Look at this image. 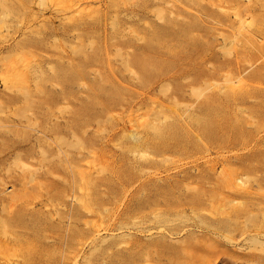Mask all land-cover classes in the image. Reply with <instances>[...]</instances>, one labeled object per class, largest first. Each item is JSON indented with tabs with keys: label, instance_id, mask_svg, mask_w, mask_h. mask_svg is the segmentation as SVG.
Instances as JSON below:
<instances>
[{
	"label": "rangeland",
	"instance_id": "rangeland-1",
	"mask_svg": "<svg viewBox=\"0 0 264 264\" xmlns=\"http://www.w3.org/2000/svg\"><path fill=\"white\" fill-rule=\"evenodd\" d=\"M235 2L0 1V73L27 80L0 78V219L22 241L0 262L264 264V48L228 17L264 39V1ZM232 73L240 92L206 87ZM92 224L97 248L71 231Z\"/></svg>",
	"mask_w": 264,
	"mask_h": 264
},
{
	"label": "bare ground",
	"instance_id": "bare-ground-1",
	"mask_svg": "<svg viewBox=\"0 0 264 264\" xmlns=\"http://www.w3.org/2000/svg\"><path fill=\"white\" fill-rule=\"evenodd\" d=\"M1 1V0H0ZM46 1H50V2H53L54 3H58V1H61V0H42V2H46ZM81 1V0H80ZM85 1V0H84ZM250 0H248L249 2ZM264 1V0H263ZM71 2V0H70ZM75 3V2H74ZM83 3V2H82ZM236 3V4H235ZM234 4L236 6H238V0H236ZM2 4V3H1ZM224 4V3H223ZM245 4H247V1L245 2ZM244 4V5H245ZM59 5V4H58ZM72 5V4H71ZM55 6V5H54ZM57 6V5H56ZM62 6V5H61ZM230 6V5H229ZM2 7V5H1ZM12 7V6H11ZM244 7V6H243ZM75 8V7H74ZM230 8V7H229ZM246 8V7H245ZM244 8V9H245ZM13 9V8H12ZM227 9V8H226ZM236 10H234L233 14L231 15H228V17L230 18V22L235 25L237 28V34L238 35H241V38L244 39V42L245 44H249V45H253L254 47H257L258 49H261V48H264V39L261 35H259L258 33H256V28H255V18L253 15H247L249 11L248 8H246V11H243L242 13H240L239 11H237V8H234ZM248 9V11H247ZM231 10V9H230ZM246 14V15H245ZM209 18V17H208ZM257 24H259V22H257ZM257 27V26H256ZM255 28V29H254ZM232 36V35H230ZM234 37V35H233ZM232 37V38H233ZM219 38V37H218ZM221 38V37H220ZM231 39V38H230ZM234 41L235 43V39L232 40ZM239 41V40H237ZM230 42V41H229ZM219 47V46H218ZM217 47V48H218ZM219 49V48H218ZM250 49L252 50V47H250ZM226 51V50H225ZM231 52V51H230ZM255 52V51H254ZM229 53V52H227ZM230 55V53H229ZM263 55V54H262ZM19 57V56H18ZM250 57V56H249ZM263 57V56H262ZM11 58V57H10ZM15 58V57H14ZM13 58V59H14ZM6 59V58H5ZM249 59V58H248ZM17 60V59H16ZM252 60V59H251ZM26 61V60H25ZM26 63V62H25ZM250 63V62H249ZM264 64H260L256 67V71H259L262 67H263ZM8 69H6L5 72L3 73H0V78H2L3 80V83L5 85H10V86H13L17 89H20V90H25V86H24V83L26 79V72L24 74V72L22 70H20L19 68V63L17 64V61L15 60H11L10 61V64H8ZM264 70V68H263ZM229 73V72H228ZM241 73V72H240ZM240 73L238 74H230V75H234V77L232 76H225L224 77V81L223 83H220L219 80H213V81H207L205 80V84H206V87H211V88H215V89H218V91L216 92H220V93H226L225 89H229L230 91L232 92H240L241 89L243 88L242 87V81L245 80V79H242ZM247 81V80H246ZM192 87V86H190ZM223 88V90H221ZM208 90V89H207ZM25 93V92H24ZM204 95V93H202ZM29 95V94H28ZM200 95V93H199ZM234 95V94H233ZM175 102V101H174ZM225 102V101H224ZM26 103V102H25ZM234 106V105H233ZM24 108V107H22ZM29 108V107H28ZM26 110V109H25ZM14 112V111H13ZM20 114V113H19ZM195 114V113H194ZM20 122V121H19ZM18 122V123H19ZM52 122V121H51ZM21 123V122H20ZM17 125V124H16ZM19 125V124H18ZM42 137V136H41ZM145 137V136H144ZM199 138V137H198ZM32 141V140H31ZM80 143H82V140L80 141ZM75 144V143H74ZM73 144V146H74ZM70 145V144H69ZM79 145V144H78ZM81 145V144H80ZM77 146V145H75ZM135 148V147H134ZM133 149V148H132ZM136 149V148H135ZM17 160V159H16ZM82 169V168H81ZM31 170V169H30ZM37 170V169H36ZM26 173V172H25ZM77 178H78V187L80 189H85V188H89V185L91 184V179L83 172V170H79L78 173H77ZM28 179V178H27ZM237 179V178H236ZM32 181V180H31ZM227 184V183H226ZM240 184V182H239ZM242 184V183H241ZM36 187V186H35ZM18 191V190H17ZM13 192V191H12ZM20 193V192H19ZM90 193V191L88 192ZM87 193V194H88ZM13 195V194H12ZM14 195H16V199L15 200H18L20 199V194L17 193H14ZM86 195V194H85ZM32 196V195H31ZM34 196V195H33ZM36 196L38 197L37 193H36ZM35 196V198H36ZM29 199V198H28ZM21 200V199H20ZM74 200H76L78 203H80L83 208L85 207L87 210H92V206L90 205V202L86 201L87 199H83L82 196H74ZM19 201V200H18ZM17 201V202H18ZM28 203V202H27ZM93 203V202H92ZM41 204V203H40ZM28 205V204H27ZM10 206V205H9ZM98 206V205H97ZM33 207H35V205H33ZM80 207V206H79ZM30 210V209H29ZM59 214V213H58ZM68 214V213H67ZM61 215V214H60ZM38 216V215H37ZM42 216V215H41ZM40 216V217H41ZM29 217V216H27ZM49 217V216H48ZM54 217V216H52ZM51 217V219H52ZM42 218V217H41ZM62 218V217H61ZM60 218V219H61ZM4 220V218H2ZM2 219H0V256H2L4 259H8L9 256L11 255H14L16 254L15 252L17 251V247L19 246H14L15 244H17V242L20 243V246H21V239L19 240L18 237L16 236V231H11L10 228H9V225H7L4 221H2ZM39 219V217H38ZM45 220V218H44ZM57 221V219H56ZM62 221V220H61ZM60 221V222H61ZM74 221V220H73ZM46 223V222H45ZM61 224V223H60ZM56 225V224H55ZM88 225V224H87ZM12 227V226H11ZM13 228V227H12ZM50 228V227H49ZM66 229V228H65ZM71 229V228H69ZM68 230V229H67ZM45 231V230H44ZM59 231V230H58ZM73 232V236H75L77 238L78 241L81 240L82 237H86L88 239H90L91 242H95V239L97 238V235L99 234L100 232V229L98 228V225L96 224H92L91 226H87L86 229L83 228V229H80V228H74L71 230ZM15 232V233H14ZM47 232V231H46ZM35 233V232H34ZM123 234V233H122ZM24 236V235H23ZM35 236V235H34ZM25 237V236H24ZM40 237V236H39ZM45 240L43 243H41V245L39 247H35V248H30V249H27L24 248L25 250L27 251H42L44 250L47 246H50V245H54L56 242H60L61 243V240L59 238H56V237H53V236H45ZM75 238V239H76ZM74 238H71V240H73ZM74 239V241H75ZM107 238L103 237L101 238L100 241H104L106 240ZM84 240V238H83ZM33 241V240H32ZM115 242V241H114ZM65 243V242H64ZM32 244V243H31ZM66 245V243H65ZM100 244L99 242H96L94 243V248H97L99 247ZM16 247V248H15ZM33 247V246H32ZM65 247V246H64ZM22 248V247H20ZM18 248V249H20ZM21 252H24V250L20 249ZM19 253V252H18ZM20 256V255H19ZM28 256V255H27ZM23 257V256H22ZM28 258V257H27ZM19 260V259H18ZM23 260V258L21 259ZM33 260V259H32ZM16 261V260H15ZM24 261V260H23ZM146 261V260H145ZM7 263V262H6ZM0 264H3L2 262H0ZM9 264H13L12 262H10ZM15 264V263H14Z\"/></svg>",
	"mask_w": 264,
	"mask_h": 264
}]
</instances>
